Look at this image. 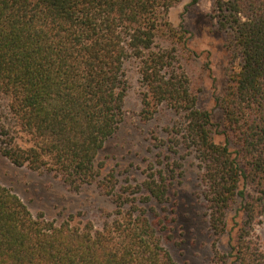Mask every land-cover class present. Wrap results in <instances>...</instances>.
Wrapping results in <instances>:
<instances>
[{
  "label": "trees",
  "instance_id": "1",
  "mask_svg": "<svg viewBox=\"0 0 264 264\" xmlns=\"http://www.w3.org/2000/svg\"><path fill=\"white\" fill-rule=\"evenodd\" d=\"M180 1L0 0V94L28 137L23 144L3 129L0 153L70 190L94 185L113 205L99 227L74 215L55 223L0 185V264H178L162 244L167 226L154 206L172 187L165 171L117 184L97 161L124 117L130 61L143 117L160 107L178 116L172 140L199 160L216 234L240 204L230 251L216 252L213 264H264L248 238L264 214V0H214L211 25L226 55L218 121L200 105L188 30L168 19Z\"/></svg>",
  "mask_w": 264,
  "mask_h": 264
},
{
  "label": "rangeland",
  "instance_id": "2",
  "mask_svg": "<svg viewBox=\"0 0 264 264\" xmlns=\"http://www.w3.org/2000/svg\"><path fill=\"white\" fill-rule=\"evenodd\" d=\"M190 1L181 0L171 7L168 19L173 25L182 23L188 30L187 46L194 52L189 60L190 69L197 87H201L200 105L212 109L214 120L218 121V110L213 108L214 97L222 92L226 55L221 35L211 25L214 0H197L195 4ZM125 79L123 120L105 142L97 161L103 172H113L117 184L138 185L151 172L165 171L172 187L164 204H154L167 226L163 246L178 264H213L216 252L230 251L242 218L240 204L237 202L227 212L226 228L223 233L216 234L209 223L199 160L188 149L174 145L172 140L177 114L160 107L153 116L145 119L141 113L142 87L131 61L125 64ZM3 129L19 142L27 143L28 137L20 131L9 112L8 98L0 94V140L4 138L3 134L6 135ZM167 168L171 170L166 172ZM0 185L20 197L33 215L42 213L55 223L74 215L75 223L89 219L99 227L106 212L113 209L109 196L96 186L70 190L51 173L16 166L1 153ZM248 238L264 255V214L254 222ZM225 264H232L231 258Z\"/></svg>",
  "mask_w": 264,
  "mask_h": 264
}]
</instances>
